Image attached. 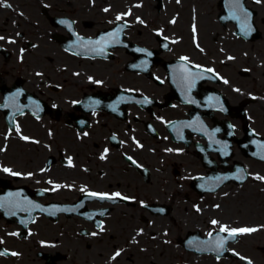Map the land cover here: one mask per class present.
I'll return each instance as SVG.
<instances>
[{"label": "flooded vegetation", "instance_id": "1", "mask_svg": "<svg viewBox=\"0 0 264 264\" xmlns=\"http://www.w3.org/2000/svg\"><path fill=\"white\" fill-rule=\"evenodd\" d=\"M0 37V264H263L264 0H0Z\"/></svg>", "mask_w": 264, "mask_h": 264}, {"label": "rangeland", "instance_id": "2", "mask_svg": "<svg viewBox=\"0 0 264 264\" xmlns=\"http://www.w3.org/2000/svg\"><path fill=\"white\" fill-rule=\"evenodd\" d=\"M170 7H174V2H170L169 4ZM174 11V10H173ZM248 213H253L256 217L252 216L251 215V218H256V220H253L254 223H257V224H264V215H256L255 212H251L250 211V208H248ZM263 213H264V208H263ZM258 241L261 242V245H264V230L262 232H260V234H258ZM257 238L256 236L252 237V238H248V241L249 243H252L254 244V246H256V241ZM256 249L254 250L253 253L251 254H248L252 257V259H254L255 262L257 263H263L264 264V254L261 255L259 254L258 252H255ZM172 254L178 256V262H179V258H181V252L180 251H177V250H173L172 251ZM183 260H185V262H191V264H233L231 261L230 262H227V261H220V262H217L215 261L212 257H201V258H198V259H193L191 257L187 258V257H184Z\"/></svg>", "mask_w": 264, "mask_h": 264}, {"label": "snow or ice", "instance_id": "3", "mask_svg": "<svg viewBox=\"0 0 264 264\" xmlns=\"http://www.w3.org/2000/svg\"><path fill=\"white\" fill-rule=\"evenodd\" d=\"M119 18V17H118ZM0 39H2V37H0ZM186 59V58H185ZM225 83H227V81H225ZM25 139H27V137H25ZM103 158V157H102ZM5 171H10L9 169H5ZM258 179H264V177H257ZM91 195H93V196H96V195H99V194H97V193H91ZM115 196H117V197H119L120 196V193H116L115 194ZM107 198H112V197H107ZM121 198H123V199H127L126 197H121ZM213 223L215 224V223H217L216 221H213ZM222 231H225V232H228L229 231V229H227V227H224V228H222L221 229ZM255 231H257V229H255V228H241V229H232L231 231H230V235L234 238L236 235H238V234H245V233H252V232H255ZM221 247L223 246L222 244L220 245ZM0 254H3V253H0ZM14 255H15V253H13ZM120 255V253L119 252H117L116 253V256H119ZM115 258V257H114Z\"/></svg>", "mask_w": 264, "mask_h": 264}]
</instances>
